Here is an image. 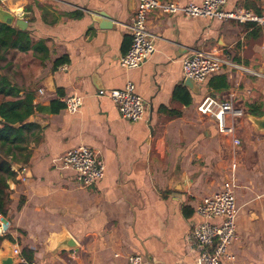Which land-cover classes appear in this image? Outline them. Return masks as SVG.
Wrapping results in <instances>:
<instances>
[{"label":"crops","instance_id":"0c3cea01","mask_svg":"<svg viewBox=\"0 0 264 264\" xmlns=\"http://www.w3.org/2000/svg\"><path fill=\"white\" fill-rule=\"evenodd\" d=\"M8 1L0 5L13 14L23 8L17 15L33 43L43 41L47 55L41 62L40 54L28 52L44 67L27 85L8 77L32 92L33 105L44 110L29 118L36 125L28 135L29 159L11 168L8 213L0 216L8 238L0 257L12 247L20 253L16 264L25 263L23 250L36 264H125L129 255L142 256L145 264H196L187 241L199 221L195 207L234 179L236 239L223 264H264V134L244 117L236 131L240 144L233 147L212 119L196 111L206 96L223 101L233 94L245 114L249 106L264 113V28L155 10L147 19L154 53L139 68L125 70L119 59L131 43L133 0H49L27 9L19 0L8 8ZM159 1L180 7L201 2ZM238 7L259 15L264 4L228 0L223 10ZM212 49L251 73L222 71L195 83L193 91L186 88L182 61ZM57 60L63 63L54 67ZM127 83L145 104L142 121L123 119L107 97ZM177 89L183 91L176 97ZM70 95L82 99L76 113L45 110ZM80 146L95 150L105 167L102 179L88 188L60 162Z\"/></svg>","mask_w":264,"mask_h":264},{"label":"built area","instance_id":"2783aa9c","mask_svg":"<svg viewBox=\"0 0 264 264\" xmlns=\"http://www.w3.org/2000/svg\"><path fill=\"white\" fill-rule=\"evenodd\" d=\"M136 8L129 25L130 47L119 59V65L125 70L137 69L153 55V36L147 30L148 14L158 10L164 14H180L195 19H217L234 21L239 24H253L264 28V8L257 15L244 8L224 11L228 0H201L199 4L189 3L180 7L175 3H162L159 0H133ZM264 4V0H262ZM222 71L251 72L234 62L220 49L195 51L182 61V74L193 83H203L211 76ZM40 95L43 90H38ZM107 97L117 106L120 116L130 122L142 121L145 104L135 93L132 83H127L122 90H112ZM63 108L68 113H76L82 106V99L70 95L62 99ZM197 113L212 119L217 132L231 139L233 147L240 144L236 131L238 123L244 119L245 111L235 103V95L218 101L206 96L196 107ZM64 167L71 169L83 187L94 186L104 176V164L98 159L95 150L80 146L69 150L60 159ZM234 179L223 182L219 192L202 198L196 205L194 213L199 219L187 235V241L197 253L196 264H223L236 239V222L238 207L235 197ZM7 228L0 217V237L5 236ZM15 254L20 253L13 249ZM29 264H36L31 262ZM125 264H145L140 255H129Z\"/></svg>","mask_w":264,"mask_h":264},{"label":"trees","instance_id":"16d2710c","mask_svg":"<svg viewBox=\"0 0 264 264\" xmlns=\"http://www.w3.org/2000/svg\"><path fill=\"white\" fill-rule=\"evenodd\" d=\"M11 51L20 53L32 51L34 55L40 54L41 62L47 55L43 41L33 43L27 30L0 24V63L6 60V55ZM62 63V60H57L53 66L57 67ZM181 91L183 90L177 89L175 96H179ZM21 92H23L22 95H20ZM32 100V92L23 91L13 85L8 77L0 76V216L3 218L7 216L10 204L8 181L15 175L11 168L14 164L19 165L29 159L28 135L36 126L29 122V118L36 110H44L33 105ZM61 108L63 105L52 103L45 110L56 113ZM247 113L254 117L263 115L262 110L257 106H249ZM7 238L0 237V244ZM21 255L25 263L20 264L32 262V253L28 250H23Z\"/></svg>","mask_w":264,"mask_h":264},{"label":"rangeland","instance_id":"374dc122","mask_svg":"<svg viewBox=\"0 0 264 264\" xmlns=\"http://www.w3.org/2000/svg\"><path fill=\"white\" fill-rule=\"evenodd\" d=\"M12 1L5 2V5H8V8H13V6H15L14 2L16 0ZM47 2H49V0H19V5H23V7L27 9L31 8L35 4H46ZM4 63L7 65L3 67L2 65H4ZM37 66L38 68H36ZM43 67L44 66L41 64V62L34 58L30 53L21 54L11 51L6 55V62L1 63L0 71H3L4 75L9 77L12 82L19 85H27V82L29 81L28 78H32L34 76L35 70L41 69ZM30 86H32V82H30Z\"/></svg>","mask_w":264,"mask_h":264},{"label":"water","instance_id":"95a60500","mask_svg":"<svg viewBox=\"0 0 264 264\" xmlns=\"http://www.w3.org/2000/svg\"><path fill=\"white\" fill-rule=\"evenodd\" d=\"M19 13L20 14L22 13V9L18 10L17 14ZM17 14L11 13L10 11L6 10L2 5H0V24L8 26V27H15L21 30H25L27 26L26 22L20 19L18 17L19 15ZM100 17L103 19L109 18V17H106V15L104 14L100 15ZM102 26L109 27L110 25L102 21ZM260 73L264 75V68L260 71ZM184 86L192 91L196 87L195 83H193L189 79L185 80ZM245 118L252 124L256 132L264 134V113L261 117H254L249 114H245ZM17 168L18 170L20 169V167H17ZM70 240L71 239H69V241L67 240L66 242L69 247H72V243H70L72 241ZM18 261H19V255L14 253L12 247H8L6 256L0 257V264H16L18 263Z\"/></svg>","mask_w":264,"mask_h":264}]
</instances>
